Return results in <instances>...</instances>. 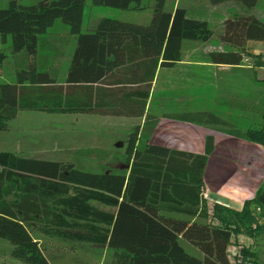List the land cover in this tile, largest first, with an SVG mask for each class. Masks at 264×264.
<instances>
[{"label": "trees", "instance_id": "trees-1", "mask_svg": "<svg viewBox=\"0 0 264 264\" xmlns=\"http://www.w3.org/2000/svg\"><path fill=\"white\" fill-rule=\"evenodd\" d=\"M23 1L0 0L5 2L0 8L1 44L8 38L12 52L27 58L13 83H0V125L19 111L140 118L153 71L173 68L181 60L183 41L205 43L213 36L205 21L190 19L183 9L166 10L165 3L174 0H154L145 26L103 17L85 32L81 29L86 0H38L28 5ZM225 1L231 0H208L213 5ZM233 1L251 9L258 0ZM91 7L146 9L142 0H91ZM56 21L68 27L76 42L62 83L64 52L53 51L52 46L66 48L69 38L54 39L48 33ZM249 41L264 43V23L253 15L226 19L218 43L234 51H210L208 60L239 67ZM251 58L262 66L261 56ZM5 60L0 49V66ZM147 62L152 70L142 79L145 84L129 87L141 80L137 70ZM129 74L133 76L126 77ZM102 85L111 88L100 94ZM106 94L115 106L99 103ZM209 118L211 123H223ZM228 133L264 147V129ZM212 151L211 136L198 155L149 143L147 133L136 127L123 152L126 170L115 169V162L103 171H90L61 158L0 152V239L24 264H49L32 236L33 225L45 235L112 249L114 264H231L232 235L252 221L251 206L264 211V182L241 210L216 206L224 212L217 215L221 224L201 221L206 213L203 173ZM181 243L199 255H190Z\"/></svg>", "mask_w": 264, "mask_h": 264}, {"label": "rangeland", "instance_id": "rangeland-1", "mask_svg": "<svg viewBox=\"0 0 264 264\" xmlns=\"http://www.w3.org/2000/svg\"><path fill=\"white\" fill-rule=\"evenodd\" d=\"M37 1L25 0L22 4L28 5ZM4 6L5 2H0V8ZM257 10L264 11V6L260 4ZM105 14L95 11L93 13L91 0H86L81 32L87 29L88 16L91 15V21L95 20L96 23ZM259 21L264 23V18ZM48 33L54 34L56 39L64 40L65 34L68 38H74L69 35L68 27L59 21L54 23ZM69 44L70 39L67 45ZM210 44V49L203 54L206 61H209L210 51H234L218 43V31L214 32ZM0 49L6 55L5 62L0 66V83H13L16 80V71L26 66L27 58L22 53L12 52L8 38L4 44L0 41ZM245 52L246 56L236 68L192 69L195 73L192 85L181 86L179 83V87H176L172 83L164 92L158 84L154 104H159L164 109V104L167 103L169 106L165 110L188 113L183 116L185 119L204 125L210 130L230 128L244 132L248 129H264V43L249 41L244 46L243 53ZM254 56L262 57L261 67L258 66L260 60L251 58ZM62 71L63 68L59 71V78ZM171 89L175 96L168 94L165 97L164 93ZM209 116L223 123H211ZM136 127L139 128L81 115L19 111L13 119L0 125V152L39 159L61 158L90 171H103L115 162V169L126 170L123 152L128 136ZM202 198L206 203V213L201 221L221 224L217 215H224V212L216 208L219 204L204 196ZM94 205L101 210L113 211ZM250 212L252 221L246 227L238 228L237 233L232 235L228 251L231 264H264V211L251 206ZM31 233L49 264H114L116 252L105 246L45 235L36 225L31 227ZM181 245L190 255H199L192 246L186 243ZM0 264H24L11 256L10 244L2 239Z\"/></svg>", "mask_w": 264, "mask_h": 264}, {"label": "crops", "instance_id": "crops-1", "mask_svg": "<svg viewBox=\"0 0 264 264\" xmlns=\"http://www.w3.org/2000/svg\"><path fill=\"white\" fill-rule=\"evenodd\" d=\"M153 1L142 0V5L146 8L142 11H120L105 7H94L92 8V12H104L107 18L145 26L151 19L150 7ZM260 4L264 6V0H258L256 5L251 9L233 0L215 5L210 4L208 0H174L167 1L165 3V9L169 11L174 9L185 10L187 17L190 19L205 21L214 35L215 31H220L221 24L226 19L241 15H253L258 20L264 18V11L257 10ZM91 18V15L87 18L86 31L92 30L103 17L97 19L96 23H94L95 20L92 22ZM53 36L55 39L54 34ZM69 39L71 44L67 45L66 48H61L58 45L52 46L53 51L59 50L64 52L61 61V68L64 71L61 72L59 78L60 83L64 81L66 69L76 43L75 37L73 38L74 40L71 37ZM210 45V40L205 43L199 41H183L181 44V60L173 68H157L153 71L151 90L142 117L136 118L109 114L74 115L100 118L129 127L138 126L140 132L147 133L149 143L191 154H203L206 137H213V151L208 157L203 173L202 196H206L213 203L218 202L221 206L239 211L245 201L254 197L255 192L261 186L262 182H264V147L228 133L240 130L230 128L228 130H210L204 125L180 118L187 116L188 113H175L168 109L165 110L169 106L166 105L167 103L164 104V109L161 105L154 104L158 84H160V90L164 92L172 83L176 87H179V83L181 86L194 84L192 81L195 73H193L192 69L223 68L229 70L236 68L215 65L204 60L203 54L210 49ZM140 69L142 71H139ZM150 70H152V66L150 68L149 62L146 64L142 63V66L137 70V76H140L141 80L138 81L137 85L130 84L128 86L135 87L144 85L145 82L142 79L148 78ZM132 76V74H129L126 77L131 78ZM109 88L111 87L102 85L100 94ZM172 89L164 93L165 97L168 94L175 96ZM122 99L123 101L125 100V98ZM126 100L129 102L128 98ZM136 100H140V98H136ZM112 102L113 100L108 97V94L100 97L99 100V103L106 107L115 106Z\"/></svg>", "mask_w": 264, "mask_h": 264}, {"label": "built area", "instance_id": "built-area-1", "mask_svg": "<svg viewBox=\"0 0 264 264\" xmlns=\"http://www.w3.org/2000/svg\"><path fill=\"white\" fill-rule=\"evenodd\" d=\"M205 198H206V196H204ZM216 203H218V202H216Z\"/></svg>", "mask_w": 264, "mask_h": 264}]
</instances>
